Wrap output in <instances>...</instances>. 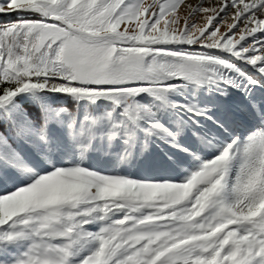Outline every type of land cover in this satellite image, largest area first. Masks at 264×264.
<instances>
[{
  "label": "snow or ice",
  "instance_id": "obj_1",
  "mask_svg": "<svg viewBox=\"0 0 264 264\" xmlns=\"http://www.w3.org/2000/svg\"><path fill=\"white\" fill-rule=\"evenodd\" d=\"M0 125V264H264V0H0Z\"/></svg>",
  "mask_w": 264,
  "mask_h": 264
},
{
  "label": "rangeland",
  "instance_id": "obj_2",
  "mask_svg": "<svg viewBox=\"0 0 264 264\" xmlns=\"http://www.w3.org/2000/svg\"><path fill=\"white\" fill-rule=\"evenodd\" d=\"M223 100L224 103L230 105H234L240 102L235 96H233L231 99L223 98ZM158 159H159V151L153 150L151 155H146L145 158H143L141 162L138 164V166L132 169L131 171L134 174H150L155 169Z\"/></svg>",
  "mask_w": 264,
  "mask_h": 264
},
{
  "label": "trees",
  "instance_id": "obj_3",
  "mask_svg": "<svg viewBox=\"0 0 264 264\" xmlns=\"http://www.w3.org/2000/svg\"><path fill=\"white\" fill-rule=\"evenodd\" d=\"M0 132H6V126L0 125Z\"/></svg>",
  "mask_w": 264,
  "mask_h": 264
}]
</instances>
